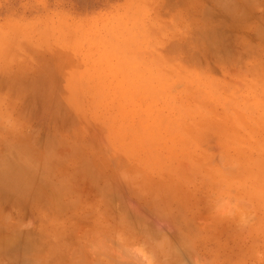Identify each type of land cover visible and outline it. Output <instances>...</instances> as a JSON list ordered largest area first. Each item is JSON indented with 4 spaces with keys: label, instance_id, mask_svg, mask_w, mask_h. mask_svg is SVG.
I'll return each instance as SVG.
<instances>
[{
    "label": "rangeland",
    "instance_id": "1",
    "mask_svg": "<svg viewBox=\"0 0 264 264\" xmlns=\"http://www.w3.org/2000/svg\"><path fill=\"white\" fill-rule=\"evenodd\" d=\"M0 235V264H264V0H0Z\"/></svg>",
    "mask_w": 264,
    "mask_h": 264
},
{
    "label": "bare ground",
    "instance_id": "2",
    "mask_svg": "<svg viewBox=\"0 0 264 264\" xmlns=\"http://www.w3.org/2000/svg\"><path fill=\"white\" fill-rule=\"evenodd\" d=\"M218 42H219V41H218ZM11 173H12V171H11ZM13 177H14V176H13ZM15 178H16V179H15L16 182H15V184H13V185H16L17 182L22 183V184H20V185H23V183L25 184V183L29 182V178L27 177V178H28V179H27L26 176H25V178H24L23 176H16ZM27 184H28V183H27ZM18 185H19V184H18ZM20 185H19V187H21ZM16 186H17V185H16ZM23 186H24V185H23ZM41 189H42V188H41ZM6 215H7V214H6ZM4 217H5V216H4ZM6 218H7V217H6ZM8 219H9V218H8ZM4 221H5V220H4ZM0 236H1V235H0ZM5 240H6V238L3 239V240L0 239V243H6ZM64 243H65V242H64ZM67 244H68V243H67ZM65 245H66V243H65ZM10 247H11V246H10ZM73 249H74V248H73ZM11 253H12V252H11ZM60 257H61V256H60ZM1 259H2V258H1ZM58 259H59V258H58ZM37 264H38V263H37ZM75 264H76V263H75Z\"/></svg>",
    "mask_w": 264,
    "mask_h": 264
}]
</instances>
